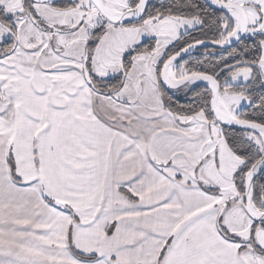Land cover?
I'll return each mask as SVG.
<instances>
[{
	"label": "snow or ice",
	"instance_id": "obj_1",
	"mask_svg": "<svg viewBox=\"0 0 264 264\" xmlns=\"http://www.w3.org/2000/svg\"><path fill=\"white\" fill-rule=\"evenodd\" d=\"M256 85L264 0H0V264H264Z\"/></svg>",
	"mask_w": 264,
	"mask_h": 264
},
{
	"label": "trees",
	"instance_id": "obj_2",
	"mask_svg": "<svg viewBox=\"0 0 264 264\" xmlns=\"http://www.w3.org/2000/svg\"><path fill=\"white\" fill-rule=\"evenodd\" d=\"M199 37V33H192V38L191 39H188V38H186V39H188V42L189 43H192V42H194V39L195 38H198ZM209 50L211 51L212 50V48H209ZM219 50L218 49H216L215 50V52H217V54H215V56H219L221 53L220 52H218ZM204 55H205V49H201V50H198V51H196L194 54H192V55H189V56H187V57H184V59H186V60H190L191 61V64H190V66H192V64H195V62L197 61V60H199V59H203V57H204ZM199 86L200 87H203L204 85L203 84H199ZM262 94H264V87H261V86H259V85H256L255 86V91H254V93H253V95L256 97V98H258L260 95H262ZM188 102V97H185V96H183V94H181L180 95V103H187ZM241 111L242 112H244V111H247V112H249V113H251V109H246V108H241ZM226 128V131L229 133V135H232V133L234 132V131H239L240 129H238V128H228V127H225ZM260 179V177H257V180H259Z\"/></svg>",
	"mask_w": 264,
	"mask_h": 264
},
{
	"label": "water",
	"instance_id": "obj_3",
	"mask_svg": "<svg viewBox=\"0 0 264 264\" xmlns=\"http://www.w3.org/2000/svg\"><path fill=\"white\" fill-rule=\"evenodd\" d=\"M209 48H212V46L209 45ZM201 49H205V48H204L203 46H198L197 48L192 49L189 53L183 54V56H184V57H187V56L192 55V54H194L196 51L201 50ZM217 49L219 50V48H217ZM218 52H220V50H219ZM215 54H217V52H215ZM198 84H203V82H198ZM225 127H227V126H225ZM232 127H233V128H238V129H239L238 126H232Z\"/></svg>",
	"mask_w": 264,
	"mask_h": 264
},
{
	"label": "rangeland",
	"instance_id": "obj_4",
	"mask_svg": "<svg viewBox=\"0 0 264 264\" xmlns=\"http://www.w3.org/2000/svg\"><path fill=\"white\" fill-rule=\"evenodd\" d=\"M245 104H246V102H245Z\"/></svg>",
	"mask_w": 264,
	"mask_h": 264
}]
</instances>
